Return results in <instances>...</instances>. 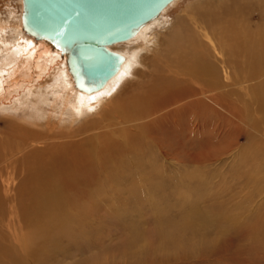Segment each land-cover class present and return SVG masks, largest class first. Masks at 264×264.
I'll use <instances>...</instances> for the list:
<instances>
[{
    "label": "rangeland",
    "instance_id": "1",
    "mask_svg": "<svg viewBox=\"0 0 264 264\" xmlns=\"http://www.w3.org/2000/svg\"><path fill=\"white\" fill-rule=\"evenodd\" d=\"M21 8V0H0V24L16 25ZM194 24L205 27L207 38L197 36ZM218 24L234 28L231 36L242 38L244 46L232 56L222 54L230 60L227 68L211 58L221 73L234 70V64L254 53L253 42L264 40V0H175L153 20L145 38L111 46L132 54L140 51L144 39L149 43L154 40L153 49L147 53L140 51L138 56L145 55L143 62L147 64L156 60L158 63L166 51L170 52L168 56H175L169 44L179 38H192L197 43L201 40L202 44H208L210 39L215 48L219 47L214 29ZM10 35L9 31L5 36L0 34L6 39ZM247 46L252 51H247ZM197 51L205 56L214 54L204 46L197 47ZM57 64L65 71L60 58ZM159 69L164 71V66ZM7 71L0 73V154L4 159L10 157L7 141L14 138L15 127L28 135L31 134L28 130L60 135L82 125L87 118L71 122V129L66 128L74 100L71 89L65 93L54 83L67 78V70L56 78L44 73L32 81L20 76L11 82ZM261 79L247 84L254 85ZM132 87L128 86L124 95L131 94ZM229 95L231 103L237 102L236 93ZM249 95L250 92L244 96V103L235 104L241 111L237 119L212 114L210 125L205 131L200 127L192 145L183 139L179 163L161 156L155 144L125 149L114 158L109 169L98 170L96 182L87 184L94 198L91 204L89 200L85 202L87 208L83 207V212L11 213L15 203L10 196L16 197L15 206L19 207L23 202L21 195L26 196L32 187L30 170L41 153L39 158L29 156L10 164L9 171L18 169L19 174L9 179L5 172L0 174L4 263L264 264V120L252 112ZM142 151L152 156L153 165L147 158H139ZM185 219L192 224L179 229ZM162 232H175L178 237L175 244L165 245L160 238Z\"/></svg>",
    "mask_w": 264,
    "mask_h": 264
},
{
    "label": "bare ground",
    "instance_id": "2",
    "mask_svg": "<svg viewBox=\"0 0 264 264\" xmlns=\"http://www.w3.org/2000/svg\"><path fill=\"white\" fill-rule=\"evenodd\" d=\"M173 1L175 0L162 8L158 15ZM156 17L146 21L135 36L122 42L143 38ZM17 21L16 25L10 22L6 25L0 24V34L5 36L7 31L11 32L9 39L0 36V73L10 68V71H7V79L11 82V80L17 81L20 76L32 81L35 77L40 78L44 73L56 78L58 75H65L67 70V78L59 80L57 84L54 83L57 89H64L65 93L67 89L72 90L70 94L74 101L70 104V123L66 128L71 129L73 124L71 122L75 123L82 117L87 118L81 123L82 125L60 135L53 132L37 133L32 130H28L31 132L28 135L26 131L20 132V129L13 128L14 138L7 141L10 157L4 159L5 157L0 154V174L5 172L8 179L13 175L15 177L19 171L18 169L16 172L9 171L10 164L16 163L21 158L35 155L38 157V153H41V157L33 162L34 165L32 164L29 174L32 187L26 196L21 195L20 200L23 201L21 205L15 206L17 199L10 196L11 202L15 203L11 206V213H15V210L24 214L83 212V207L87 208L85 202L89 200L88 203L91 204L94 198L93 192L89 194L87 184L96 182L98 170L102 167L109 169L114 158L132 146L138 149L144 144H155L161 156H169L175 160V163H179V153L183 146L181 141L185 139L191 144L200 127L206 129V126L210 125L212 114L237 119L241 111L237 110L235 104L244 103V96L248 92L252 101V112L264 120V40L262 39L253 42L256 50L250 57L242 58L239 64H234V70L227 69L228 71L221 73L211 58H214V62L215 59L220 61L227 68L230 60L222 54L229 53V56H232L231 53L241 51L244 47L241 45L242 38L237 35L231 36L235 31L232 27H221L219 24L214 26L220 43L217 48L210 39L208 44H202L201 40L197 43L192 38H179L178 42L169 44L174 49L175 56H168L170 52L166 51V55L159 57L158 63L156 60L152 64L143 62L146 56L143 55L141 58L138 54L140 51L147 53L152 50L156 43L154 40L149 43L144 39L145 44L143 43L139 48L140 51H133L132 54L119 52L110 45L109 49L124 57L119 70L100 89L85 92L75 86L67 68L65 54L53 48L45 40H37L27 34L22 28L21 18ZM204 29L203 25L194 24V31L200 38H207ZM148 38H153V35H148ZM201 46L210 49L214 54L201 55L197 51V47ZM218 50L221 53L217 52ZM246 50L252 51L249 47ZM59 58L62 66L66 68L65 71L57 64ZM162 65L164 71L159 69ZM246 65L247 69H245ZM222 73L225 74L224 77L221 76ZM261 77L262 79L256 84H247ZM130 85H133V91L124 95L123 91ZM235 93L237 102L231 103L229 94ZM146 152L142 151L138 155L139 158H147L148 163L153 165L155 162L152 156L150 157ZM83 200L84 203H81ZM79 202L82 205H79ZM2 222L3 218L0 217V264H5L6 245ZM191 224L189 219H185L178 228L190 227ZM160 238L165 245L175 244L178 239L175 232H162ZM32 249L34 251L35 247Z\"/></svg>",
    "mask_w": 264,
    "mask_h": 264
},
{
    "label": "water",
    "instance_id": "3",
    "mask_svg": "<svg viewBox=\"0 0 264 264\" xmlns=\"http://www.w3.org/2000/svg\"><path fill=\"white\" fill-rule=\"evenodd\" d=\"M172 0H21L23 30L65 54L80 90L100 89L124 57L108 48L135 36Z\"/></svg>",
    "mask_w": 264,
    "mask_h": 264
}]
</instances>
